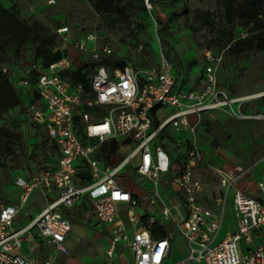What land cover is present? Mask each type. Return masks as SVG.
I'll use <instances>...</instances> for the list:
<instances>
[{"label":"built area","instance_id":"obj_1","mask_svg":"<svg viewBox=\"0 0 264 264\" xmlns=\"http://www.w3.org/2000/svg\"><path fill=\"white\" fill-rule=\"evenodd\" d=\"M58 2L48 0L47 4ZM145 3L153 8L152 0ZM71 32L69 26L57 29L63 41L90 58V89L62 76L74 67L67 56L49 68L40 63L29 64L23 72L6 64L1 67L26 90L32 88L29 75L38 74L34 90L39 99L26 109L31 122L42 127L56 146L58 159L30 178L18 177L19 203L0 206V264H60L59 255L69 254L66 242L72 231L63 209H72L85 198L99 225L110 227L109 257L125 244L133 253V264H166L172 242L181 235L190 251L184 264H264V181L256 183L260 196L255 197L250 190L255 166L234 163L229 168H215L221 190L213 199L216 208L207 207L201 202L205 185L195 175L196 166L206 165L204 153L196 146L189 147L182 169L175 173L171 155L156 143L167 126L194 132L204 116L217 111L264 121V112H243L244 105L257 98L233 96L222 87L215 68L221 58L211 52L206 53L204 89L196 91L177 87L175 65L169 58L148 69L128 65L111 70L103 64L114 54L111 46L100 44L94 34L72 43ZM64 49L60 45L54 48ZM156 108L166 113L157 127L152 115ZM191 115L198 117V124L191 125ZM109 142L118 147L117 162L112 160L115 155L102 158V148ZM137 159L138 175L174 191L175 201L164 199L159 187L149 196L151 203H159L163 221L172 225L161 239L151 233L157 223L154 216L139 224L131 210L141 198L119 182L121 173ZM35 191L41 192L46 207L26 226L16 227L17 217ZM121 203L129 206L128 222L120 214ZM230 205L237 229L219 239ZM33 233L53 249L42 262L21 253Z\"/></svg>","mask_w":264,"mask_h":264},{"label":"rangeland","instance_id":"obj_2","mask_svg":"<svg viewBox=\"0 0 264 264\" xmlns=\"http://www.w3.org/2000/svg\"><path fill=\"white\" fill-rule=\"evenodd\" d=\"M47 1L0 0L7 8H18L21 18L28 23L40 21L53 33L61 26H69L72 43L88 34H94L100 44L112 47L114 59L119 64H127L134 69H148L157 67L164 57L175 59L182 66L178 88L188 89L193 84L194 88H200L207 63L206 53L211 52L221 58L215 66L216 72L220 85L226 87L231 95L250 96L264 91V50L246 51L240 55L229 50L225 32L234 31L236 38L247 35L248 32L238 21L232 23L226 19L222 0H152V9L146 5L145 0H125L123 5L108 14L95 10V0H59L53 6L48 5ZM210 21L215 22L214 27H210ZM58 42L67 51L71 50L70 56L75 61V67L90 62V58L79 54L62 37L59 36ZM22 51V55L16 56L14 49L10 50L13 59L10 66L18 68L20 72L33 62L34 47L29 44L22 47ZM27 106L25 103L0 114V128L12 134L0 136L2 196L13 194V178L20 169L32 171L43 167L52 155L47 136L27 117ZM243 111L264 112V97L252 100ZM202 123L206 125L208 141L214 148L221 152L229 150L228 154L239 162L249 165L255 162L258 171L264 170V161H257L264 155V122L224 114L210 119L203 118ZM169 132L171 137L165 138L171 144L176 136L172 135L171 127ZM171 151L177 159L178 148L171 147ZM126 152H129L128 149ZM138 164L139 159L132 162L126 169L129 172L125 171L126 174H122L121 179L124 176L125 185L136 191L141 184H146L151 193H156V189L162 188V185L137 177L135 171ZM35 194L24 208L30 213L43 207L40 200L36 201ZM254 196H260V192ZM34 207L37 208L31 211ZM231 221H235L234 216ZM180 242L178 240L176 245ZM68 244L72 248L68 256H75V253L80 255L87 246L75 229ZM103 259L110 261L106 252Z\"/></svg>","mask_w":264,"mask_h":264},{"label":"crops","instance_id":"obj_3","mask_svg":"<svg viewBox=\"0 0 264 264\" xmlns=\"http://www.w3.org/2000/svg\"><path fill=\"white\" fill-rule=\"evenodd\" d=\"M79 54L77 55L80 56ZM70 55H71V50H69V56ZM73 62L75 63V61ZM26 69L27 67L23 68L21 72H23ZM204 80H205V72H204V78L201 79L200 88H194V84L187 88L189 90L202 91L204 89ZM247 105L248 104L244 105V107H246ZM25 113L27 117H29L27 113V109ZM245 113L253 114V113H260V112L259 111H255V112L247 111ZM224 114H228V113H226L225 111H217L212 116H204L203 118L210 119L215 116L224 115ZM152 115H153L155 127H157L166 117V113L160 108L154 109L152 111ZM189 121L191 125H196L198 124V117L195 115H191L189 117ZM249 121L264 122L261 120H249ZM169 127H171L173 130L172 135L176 136L177 138L176 139L174 137L175 140L173 139V143L171 144L168 143L167 139L165 138V136L171 137L170 135L171 133L169 132ZM196 131L198 132L196 133ZM207 136L208 134L206 131V125L202 122L196 127V130L194 132L191 131V129L178 130V129H175L173 126L169 125L164 129V131L160 133V135L157 138L156 143L164 146L165 149L171 155L172 159L175 162L179 163L176 166L174 165L175 173H178L179 170L182 169L185 156H186V151L189 147L196 146L204 153L205 159H206V165L196 166L195 175L205 185V194L201 200L202 204L207 207L216 208V203H213L214 202L213 199L218 195V193L221 190V187L219 185V177L215 173L214 169L215 168H229L234 163L243 164V165H249V164L241 163L235 157L230 156L228 154L229 150H225L221 152V150L214 148L208 141ZM171 147L178 148L179 157L177 159L172 154ZM112 160L116 162L120 160V156L118 155V153H115V156ZM259 160L264 161V155H262L257 161ZM51 164H52V159L49 158V165ZM251 165L255 166V173L253 175V181H252L253 183L250 186V190L252 194L255 195L257 193L256 183L264 181V170L262 169V172L258 171L255 162H253ZM126 169L121 173V176L122 174L125 175L126 172H129V171H126ZM36 171L37 169L32 170V171L26 168L20 169L13 178V184H12L13 194L3 195V196L0 195V206L4 204H18L20 201L19 196H20L21 191L15 184L16 179L18 177L30 178ZM121 176L119 178V182L121 183V185L125 189L131 191L134 195L141 198L139 205L136 208H133L131 210V213L138 216L139 224H143L147 222L150 216H154L157 222H159L162 225H165L168 229H171L172 225L163 221L162 215L160 214L159 203H151V199L149 198V196L152 193L147 188V185L141 184V187L138 189V191H136L132 187H127L123 181L125 177L123 176L122 177L123 179H121ZM136 176L143 179V177L138 175L137 172H136ZM144 180L149 182V180L147 179H144ZM161 187L162 188H160V193L164 199L173 200V201L176 200L175 197H173L174 196L173 190H171L170 188L166 186H161ZM34 193H36L35 194L36 195L35 197H37L36 201L40 200L39 203H43L41 204L43 205V207L39 209L38 211L35 210L37 207L32 208L31 211L35 210L34 213H30L29 211H26L23 209L15 221L16 227L20 228V227L26 226L37 215H39L46 207V202L41 192L35 191ZM171 204H174V203H171ZM119 211H120L122 218L126 222H128V213L130 211L129 206L126 203H121L119 205ZM63 214L72 223L71 234L73 230L75 229L79 233V235L85 240L87 246H86V249L80 255H77V253H75V256H68L70 255V249H72L68 244L69 238L71 236L70 234L66 242V245L69 249V254L59 255L58 261L60 264H133L134 262L133 253L130 251V249L125 244H120L118 246L113 257L108 256L107 250H108L110 239H111L110 227L106 225H99L98 221L95 219L94 215L91 212V204L88 198H85L81 204L75 206L72 209H63ZM232 216H234V210H233V207L230 205L226 212L225 223L219 235V239L224 237L228 233H232L236 231L237 225L235 221L234 222L231 221ZM74 224H76L75 227H74ZM258 234L259 233H257V235ZM178 240H181V242L179 245H176ZM252 247L254 246L252 245ZM52 251L53 249L47 246L45 243H43L37 237L35 233H33V235L25 241L23 248L21 249V253L23 255L36 259L39 262H42L43 260L47 259ZM105 252H106V255L108 256V259L110 260L109 262L103 259V254ZM189 253L190 251H189V245L187 241L185 240L183 236L177 235L174 241L172 242L171 251L166 259V264H184L182 262L189 256ZM191 264H203V263H191Z\"/></svg>","mask_w":264,"mask_h":264},{"label":"trees","instance_id":"obj_4","mask_svg":"<svg viewBox=\"0 0 264 264\" xmlns=\"http://www.w3.org/2000/svg\"><path fill=\"white\" fill-rule=\"evenodd\" d=\"M124 2L125 0H95L94 8L97 11L108 14L115 10V8H118V6L123 5ZM221 4L225 10L226 19L232 23L238 21L248 32L247 35L239 38L234 36V31L232 30L227 31V33L225 32L224 36L227 37L226 44L229 50L236 55L251 50H264V0H222ZM209 24L210 27H214L215 22L210 21ZM162 31L164 32V29ZM58 38L59 34L57 31L54 33L51 32L50 28L40 21H34L31 24L28 23L21 18L18 8H7L0 2V114L21 107L25 103L30 104L35 102L40 96L34 90V86L38 81L37 73L29 75L28 78L32 88L26 90L19 88L10 76L2 72L1 67L4 64H13L10 50L14 49L16 56H19L23 54L22 47L31 44L34 47L32 63H40L44 68H49L66 56L71 59L67 49L54 50L59 43ZM170 60L175 65L178 85L182 66L177 60ZM103 64L111 70L116 67L124 68L128 66L127 64L117 63L114 55L104 59ZM90 67L88 64L82 67H75L74 65L72 70L63 72L62 76L69 78L73 82L83 83L87 89H90ZM35 127L42 130L47 136L49 146L53 153L51 155L52 165H55L58 159L56 146L50 141L47 132L42 127L36 125ZM10 135L12 136L8 130L0 128V136L7 137ZM117 148L114 142L106 143L102 148V158L110 159L117 152ZM177 164L179 163L173 160V168ZM48 167L49 159L46 160L43 167L38 168ZM38 168L37 170H39ZM168 232L169 229L159 222L155 223L151 228L152 236L155 239L166 237Z\"/></svg>","mask_w":264,"mask_h":264},{"label":"bare ground","instance_id":"obj_5","mask_svg":"<svg viewBox=\"0 0 264 264\" xmlns=\"http://www.w3.org/2000/svg\"><path fill=\"white\" fill-rule=\"evenodd\" d=\"M264 97V91L257 92L256 94L250 95V98H262Z\"/></svg>","mask_w":264,"mask_h":264}]
</instances>
